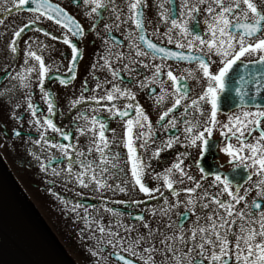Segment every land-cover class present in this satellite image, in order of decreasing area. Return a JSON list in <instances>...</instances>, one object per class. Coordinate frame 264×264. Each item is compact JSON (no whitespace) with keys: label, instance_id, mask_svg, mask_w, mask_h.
I'll use <instances>...</instances> for the list:
<instances>
[{"label":"flooded vegetation","instance_id":"flooded-vegetation-1","mask_svg":"<svg viewBox=\"0 0 264 264\" xmlns=\"http://www.w3.org/2000/svg\"><path fill=\"white\" fill-rule=\"evenodd\" d=\"M51 3H55L64 9L69 15H71L78 23H80L82 29L84 30V35L80 37H74L73 42L77 44L81 58L77 61V72L78 76L72 83L63 86L58 82V75L67 76L68 60L71 59V49L69 46L65 45L62 40L63 35H69L71 38V33L64 29L62 25H57L54 20H49L47 17H42L36 20L35 23H29L30 20H35L36 14L29 11L32 4L31 2H26L23 6L17 5L12 7L11 5L16 4V0H0V158L7 164L10 168H14L13 171L20 172L23 179L28 181L29 190L33 196H37L45 201L56 200L57 195L65 197L71 203L69 208L79 202L83 206L93 205L101 206L102 202L100 197L103 196L105 199L103 204L109 208L118 209L122 212L121 223L125 225H140V221L128 218V213L131 212L133 217L137 214L143 212L145 220L150 222L151 228L153 230L159 228L163 235L158 236L156 240H149L147 243H143L142 247H138L136 251L138 253H143L145 248L150 246L155 248L156 254L153 259L160 264V261H166L171 264L169 257L172 253H165L163 251V245L161 241L164 236H170L173 234L175 229H178L181 225L185 230H189L194 226H204L206 224V218L208 215L219 211L220 214H224L223 209H219V206L212 201V197L220 193V199L222 201H231V198L226 192H223L222 184H213L214 176L212 173L219 172L223 177H227L230 181V190L235 194V190L239 188V195H244L245 199L243 201L235 202V212H241L245 214V221L249 219L248 213L251 211L255 213L251 219L258 221L259 214L264 212V196H258L257 193L260 188L257 186L259 179H264V177L258 176L256 170L251 167H244L238 162L233 163L231 158L225 153L221 152V147L225 146L229 141L225 140L224 136L221 135V125L228 121V116H241L242 111H255L257 107L264 108V95L260 91H256V94L263 96L257 103L251 105H240L233 108L223 107L217 102V120L220 124L214 129L213 136L209 138L210 148L206 149L204 156H199L198 149L196 147H188L184 143V133L183 122H179L176 128H168L167 130H161L162 126L158 123L160 115L164 112L167 107L173 102L174 97L169 96L163 104H156L155 97L150 94L153 92V87L158 93L160 91L159 85L153 87L140 88L139 81L143 80L145 77H151L153 69L151 65L154 63H161L159 57L153 58L152 56H140L136 57L135 52L132 53V59L136 60L133 63L128 59L129 55V39L132 38L130 33L136 31L135 25L131 22V10L129 8L130 3L133 0H104L107 7L105 9H100L97 13H91L88 5L83 3V0H49ZM189 3H195L197 0H188ZM253 3L257 4L260 11L264 12V0H252ZM185 3V0H142V8L140 11L143 13V25L145 28V34L158 46L168 48L172 51H182L185 54L191 52L192 55H200L199 49L195 48L189 50L187 48H177L175 42L168 43L167 37L164 35L166 30L171 27V19L182 20L186 23L188 31L194 35H200L204 38H208V33L205 31L207 25L206 20L209 18L208 14L204 9L208 6L207 3L200 5V10L189 16L186 8L181 6ZM115 6V8H113ZM241 7H245L241 4ZM4 9H7L6 11ZM170 12V16H168ZM184 13L183 16L181 13ZM162 16H168V19H162ZM119 17V19H117ZM251 19V13L249 12V20ZM108 24L110 27L112 25H118V27H112L111 31L105 30L104 25ZM27 25L25 28L24 26ZM92 25H95V30H92ZM42 29V30H40ZM158 30V32H157ZM21 31V36L16 37L15 41L13 39L14 33ZM45 33H50L45 35ZM179 29H173L172 35L173 40L179 39ZM56 37V39H53ZM191 37H189L190 39ZM257 38H264V31L259 33L258 37L249 38L248 42H255ZM104 41H109L108 47L114 52H123L125 59L117 62L113 57L111 60L112 67L120 71L117 81H122L124 86H127L135 93V101H129L124 98H120L116 101L117 107L123 109L126 103H139L148 115L149 121L155 130V141L149 146L148 150L138 147V141L133 138L134 147H136L137 155L143 154V158L150 164V169L148 174L144 177L147 181L146 186L148 187H159L160 191L164 193V196L169 201L170 205H174L168 211L166 216H162L159 211L152 216L149 209L156 208L159 209L164 207V199L157 196L156 193H152L156 196V199H149L147 194L140 193L138 186L135 190L129 193L122 194L117 192H97L92 188H83L74 179H68L66 173H62L60 176H56L52 173V169L55 168L57 171L61 169H66L68 159L63 157L59 150L51 149L43 145H35L32 143L35 139H38L37 130L35 127L31 126L28 121L30 119V113L27 109L26 97L30 94L29 89L22 86L18 74L22 72L25 67H31L37 65L38 62L32 60L31 58H26L25 51L32 50L36 51L37 54L42 55L46 61V67H50V74L46 76L45 84L47 86L46 90H51L52 99L54 101L55 107L51 114L47 113V106L42 99L39 89L36 87L37 83V73H31L30 83L32 85L31 95L33 98V103L37 104L38 115L49 116L53 122L60 128L67 129L71 133L70 141H64L62 137L50 130L48 136L53 140H57L60 143H72L78 145L79 149L87 150L91 140L95 139L92 136L91 131L78 136L75 129L77 126L87 124L91 128V121H83L82 119H75L78 116L87 115L89 117L93 115L99 116V118L105 122L106 130L105 136L111 141L115 137V143L110 144V148L113 152H119L121 154L122 164L124 170L127 174L126 178L129 181V188L132 187V177H131V163L127 161V149L124 147V119L120 117L113 118L109 115L107 110L93 111L98 109L100 104H111L108 101H94L84 99L80 105L75 109L70 110V101L79 98L81 94L84 97L91 96L93 94L102 95V89H96L95 93L90 91L95 87L96 81L94 77H99L100 81L107 79L108 81H113L110 71L107 68L101 69L97 67L94 71L92 68L93 64L102 65L103 60L98 61V57L105 55V44ZM186 40H181V43H186ZM15 43L17 52L12 51V46ZM44 45L43 48L40 45ZM64 53L65 55H62ZM216 57H213V67L212 70L215 72L218 68V64L215 63ZM143 61L144 63H140ZM243 61V63H241ZM241 61L236 63V78L238 79L240 75H245V78L250 77L264 79V64L258 62V57L255 54L246 55L241 58ZM252 61H257L253 63ZM164 63L171 67L174 75L180 77L179 85L183 89L187 87L189 89L187 96L189 99H195L200 96L204 87L206 86V80L202 77L201 72H196L195 78H187L188 73L184 72V69H196V62L188 61H177L175 59L169 58L164 61ZM257 63V64H256ZM124 64H128V70L124 69ZM144 64H148L149 67H145ZM256 64L248 66L245 65ZM165 71V83L168 89L172 90L171 81L167 78ZM259 74V77H257ZM87 81L88 91L81 88V84ZM254 83V81H252ZM256 87L255 83L253 84ZM112 83L103 84V89H111ZM204 107V115L200 116V122L203 123L208 119L210 114L211 105L201 101ZM19 104L20 107L17 109L16 105ZM183 102L178 105V110H174L173 113L164 120V124H167L169 119L174 116L179 118L181 113L184 112ZM194 110L188 109L187 119L195 120L199 113L193 115ZM22 116V120H17L13 118V115ZM135 117V110L132 109L130 116L128 118ZM127 119V118H125ZM235 123V121H233ZM13 129H16L21 134L20 136L13 135ZM98 130V129H97ZM133 132H136V128H133ZM179 136L180 143L174 145L171 149H165L161 152L159 156L153 157L151 160L148 158L152 156V152L156 146H161L160 141L166 140L171 136ZM230 137V142L233 145H238V142L231 133H226ZM246 142L254 143L256 138L259 136V129L253 130L251 136L249 137L246 133ZM29 149L34 151L40 159L34 158ZM189 152L190 158L184 159V168L189 175H192L196 180H199L200 187H196L194 182H190L187 179L183 180V184H174L178 195L173 196L172 190L166 189L162 186V178L158 183L154 180L153 174L163 173L166 168H169L171 164L175 161L178 153ZM54 156L50 163L48 160L49 156ZM93 156L95 152L93 150ZM91 159V157H89ZM199 159L201 161L200 166L197 167L194 161ZM41 162L45 163V170H41L39 164ZM75 170H79V166H74ZM200 168L204 169V172H200ZM203 176V179H201ZM124 177L117 176L114 179L109 180V183L115 186L118 180H122ZM175 179H181L180 174H175ZM33 180V181H29ZM193 187L195 191L192 193H187L182 191V188ZM52 189V192L49 189ZM207 192L208 195L205 196L204 193ZM55 193L56 195H54ZM192 199L195 201V205H189L187 201ZM140 201L139 205L132 207L127 203H117L118 201ZM57 201V200H56ZM202 203H208L210 206L208 208H202ZM65 209L64 205L60 203ZM256 205H261L262 207H256ZM63 209V210H64ZM103 208H101V211ZM91 212V209H89ZM81 219L83 217V208L79 209ZM95 215V214H94ZM76 214L72 212H67L64 210L62 217L70 218L75 217ZM197 217H200L197 220ZM236 225L233 229L234 232H239L240 218L235 217ZM83 221V220H82ZM61 222V220H60ZM103 222L105 225L109 224V214L105 213L103 217ZM231 222V221H229ZM171 223L174 228L169 229L167 225ZM61 229H63L62 224ZM246 228L253 227V225H248L245 223ZM257 231H259L258 222L255 225ZM112 231L115 233L117 229L112 225ZM141 234H146L147 229L140 228ZM120 236L125 235L124 229H119ZM107 234V232H106ZM190 235V232L186 233ZM137 233L134 231L130 233V237H136ZM108 236V234H107ZM93 243L95 245L94 249H97V243L99 241V249L102 256L105 258L103 260L101 257H97L91 260L92 263L102 262L104 264H124L117 261L112 256L114 252L113 246L106 243L107 239H102L98 237V233L92 234ZM109 238V236H108ZM67 245L66 240L62 239ZM199 242V239L197 240ZM259 242V241H257ZM171 243V241H169ZM68 246V245H67ZM121 254L133 259L140 264H147L146 259H141V256H133L129 252L123 251V246L116 249ZM187 251V249H185ZM232 251L233 255L227 257L231 261V264H235V237H232ZM147 256L148 254H144ZM110 261V262H109Z\"/></svg>","mask_w":264,"mask_h":264},{"label":"snow or ice","instance_id":"snow-or-ice-1","mask_svg":"<svg viewBox=\"0 0 264 264\" xmlns=\"http://www.w3.org/2000/svg\"><path fill=\"white\" fill-rule=\"evenodd\" d=\"M27 0H16V4L11 5L16 7L17 5L23 6ZM85 5H88L91 13H97L100 9H105L107 4L104 0H83ZM207 3V7L204 11L208 14L206 20L205 31L209 34L208 38H204L200 35H192L187 28V25L182 20L171 19V27H169L164 35L167 37L168 43L175 42L177 48H187L189 50L198 48L200 55H192L191 52L185 54L182 51H172L168 48L160 47L157 43H154L145 34V28L143 25V13L140 11L142 8V0H133L130 3L129 8L131 10V22L135 25L136 31L130 33L132 36L129 39V55L133 63L137 61L132 59V53L135 52L136 57L140 56H152L153 58L159 57L161 63H154L151 65L153 69L151 77H145L139 81L140 88L153 87L159 85L160 91L157 93L153 87V92L150 94L155 97L156 104H163L164 101L169 97L173 96L174 100L167 109L161 113L158 123L161 124V130H167L168 128H176L179 122H183L184 128V143L188 147H196L198 149L199 156H204L206 149L210 148L209 138L213 136L214 129L220 122L217 120V98L220 92L225 89L226 76L229 70L233 68V65L237 61H241L242 57L246 55L255 54L258 57V62L264 64V38H257L255 42H248L249 38H255L259 36L261 31H264V12L260 11L257 4L253 3L252 0H197L195 3H189L185 0V3L181 6L187 9L189 16L200 10V5ZM34 7L29 9L30 12L36 14L35 20H30L29 23H35L36 20L42 17H47L49 20H54L57 25H62L64 29L71 33L69 35H63V43L71 49V59L68 60V75H58L57 79L60 85L66 86L73 82L78 76L77 72V61L81 58L80 50L76 43L73 42L74 37H80L84 35L80 23H78L71 15L64 11L59 5L49 2V0H32ZM243 4L245 7H241ZM115 8V6H113ZM5 11L7 9H4ZM249 12L251 13V19L249 20ZM183 12L181 15L183 16ZM170 12L168 16H170ZM168 16H162V19H168ZM119 19V17H117ZM25 28L27 25L24 26ZM92 30H95V25H92ZM112 27H118V25L108 24L104 25L106 31L110 32ZM179 29V39L173 40V29ZM42 30V29H40ZM158 32V30H157ZM50 33H45L49 35ZM21 36V31L14 33L13 39ZM189 37H191L189 39ZM56 39V37H53ZM181 40H186V43H181ZM109 41H104L105 44V55L98 57L99 60H103L102 65L93 64L92 68L95 71L97 67L101 69L107 68L113 81H100L99 77H94L96 81L95 87L90 89L95 93L96 89H102V95L93 94L88 97H84L83 94L79 98L71 100L70 110L75 109L84 99L94 101H108L111 104H100L98 109L93 111L107 110L110 116L113 118L120 117L124 119V147L127 149V161L131 163V177L132 187L129 188V181L127 180L126 172L124 167L121 166V154L119 152H113L110 148V144L115 143V137L113 140H109L105 136L106 124L102 121L99 116L93 115L91 117L83 115L76 117L75 119H82L83 121H91V128L87 124L77 126L75 129L78 136L84 135L91 131L92 136L95 139L91 140L87 150L79 149L78 145L72 143H60L57 140H53L48 136L49 130L52 133L62 137L64 141H70L71 133L67 129L58 127L49 116L38 115V105L33 103L31 95L32 85L30 83L31 73H37L36 87L39 89L42 99L47 106V113L51 114L54 110L55 104L52 99L51 90H46L45 84L46 76L50 74V67H46V61L42 55L37 54L36 51L28 50L25 51L24 55L26 58L38 62L37 65L31 67H25L22 72L18 74L22 86L29 89V95L25 98L27 101V111L30 113V119L28 123L35 127L38 134V139L32 141L35 145H43L51 149H57L61 155L68 159L66 169L53 168L52 173L56 176H60L62 173H66L68 179H74L83 188H92L97 192H119L122 194L129 193L136 189L140 193L147 194L149 199H156L152 193H156L157 196L164 199V207L159 209L152 208L148 211L151 212L152 216L155 217L157 212L162 216H166L168 211L174 205H170L164 193L160 191L159 187H148L146 186L147 181L144 177L148 174L150 164L143 158V154L137 155L136 147L133 144V138L138 141V147L148 150L149 146L155 141V130L149 121L148 115L145 114L144 109L139 103H126L124 108L117 107L116 101L120 98H124L129 101H135V93L123 85L122 81H117V77L120 75V71L112 67L111 60L113 57L117 62L125 59L123 52H114L108 47ZM41 48L44 45H40ZM12 51L17 52L15 43L12 46ZM62 55H65L62 53ZM213 57H216L219 66L214 72ZM172 58L177 61H188L196 62V69H184L183 71L188 73L187 78L199 79L195 76V73L201 72L202 77L206 80V86L204 87L203 93L195 99H189L187 93L189 89L184 87L183 89L179 85L180 77L174 75L173 70L170 66L164 63L165 60ZM253 63L257 61H252ZM140 63H144L140 61ZM243 63V61H241ZM145 67H149L148 64H144ZM129 65L124 64V69L128 70ZM167 68L166 76L171 81L172 90L170 91L165 83V71ZM259 77V74H257ZM253 78L246 79L245 75H240L236 81L237 86L235 87L236 93L240 96L241 101L244 100L245 91L252 83ZM112 83L111 89H103V84ZM256 91H260L261 87H264V79L255 78ZM81 88L88 91L87 81L81 84ZM204 101L211 105L210 114L207 120L203 123L200 122V116L204 115V107L200 103ZM183 102L184 112L181 113L179 118L173 117L164 124V120L173 113L174 110H178V105ZM19 104L16 105L18 109ZM194 110L193 115L199 113L195 120L187 119L188 109ZM135 110V117L128 118L131 110ZM241 116H228V121L221 125V135L224 136L225 140L229 142L221 147L220 151L225 153L231 158L233 163L238 162L240 165L248 168H254L256 173L260 177H264V108L257 107L255 111H242ZM14 119L22 120V116L13 115ZM127 118V119H125ZM235 121V123H233ZM136 128V132H133V128ZM98 129V130H97ZM259 129V136L256 138V142H246V133L251 136L253 130ZM226 133H231V136L236 139L238 145H233L230 142V137ZM20 132L13 129L14 136H20ZM180 143L179 136H171L166 140H161L160 145L154 148L152 156L148 159L151 160L153 157L159 156L165 149H171L175 144ZM93 150L95 155L93 156ZM30 154L36 158L40 157L31 149ZM190 153L185 151L178 153L175 161L169 168H166L163 173L153 174V179L158 183L162 178V186L166 189L172 190V195L177 196V190L174 184H183V180L187 179L190 182H194L196 187H200L199 180H196L192 175H189L184 168V159L190 158ZM91 157V159L89 158ZM55 159L54 156H49V163ZM201 161L199 159L194 161V164L199 167ZM78 165L79 170H75L74 166ZM41 170H45V163L39 164ZM201 173L204 172L203 168L199 169ZM179 173L181 179L176 180L175 174ZM214 176L213 184H222L223 192L231 198V201H222L220 199V193L212 197V201L219 206V209L224 210V214L216 212L210 214L206 218V224L204 226H194L189 230H185L183 225L178 229H175L173 234L170 236H164L161 241L163 245V251L165 253H172L169 257L171 264H231V261L227 259L233 255L232 251V237H235V264H264V212L259 214L258 221L251 219L255 215L253 212H249V219L245 221V214L243 211L235 212V204L232 201L239 202L245 199L244 195H239V188L235 190V194L230 190V181L227 177L221 176L219 172L212 173ZM117 176L124 177L122 180H118L115 186L109 183V180L114 179ZM203 179V176H201ZM257 186L260 191L257 193L258 196H264V179H259ZM52 192V189H49ZM182 191L192 193L195 191L193 187L182 188ZM56 195L55 193H53ZM208 195L207 192L204 193ZM65 207L67 212L76 214V219L80 220L81 216L79 209L83 208V222L86 227L91 228L95 225L97 231L103 236L106 232L109 239L106 241L107 244L112 245L114 252L120 261L124 264H133L131 260H126L123 255L120 254L119 249L123 246L124 252H129L133 256H141V259H146L147 264H157V261L153 259L156 254V249L153 247L145 248L143 253H138L136 249L142 247L143 243H147L149 240H156L158 236L163 235V232L157 228L153 230L150 222L145 220L143 212L133 217L131 212L128 213V218L140 221V225H125L121 223L122 212L115 208H109L103 204L104 197L101 196V206L87 205L86 207L76 202L71 208V203L65 197H56ZM117 203H127L132 207L139 205L140 201H118ZM189 205H195V201L189 199L187 201ZM208 203H202V208H208ZM256 207H262L256 205ZM101 208L103 210L101 211ZM91 209V212L89 211ZM109 214V224L105 225L103 222L104 214ZM95 214V215H94ZM240 218L239 232H234L233 229L236 225L235 217ZM200 217H197L199 220ZM231 221V222H229ZM117 229L115 233L112 231V225ZM258 222L259 231L256 230L255 225ZM253 225V227L246 228L244 225ZM147 229L146 234H141L140 228ZM123 228L125 235L120 236L119 229ZM167 228L173 229L174 226L169 223ZM136 232L137 235L134 238L130 237V233ZM190 232V235L186 233ZM199 239V242L197 240ZM171 241V243H169ZM259 241V242H257ZM99 243V242H98ZM187 249V251H185ZM95 254V253H93ZM144 254H148L145 256ZM160 264H168L166 261H160Z\"/></svg>","mask_w":264,"mask_h":264},{"label":"water","instance_id":"water-1","mask_svg":"<svg viewBox=\"0 0 264 264\" xmlns=\"http://www.w3.org/2000/svg\"><path fill=\"white\" fill-rule=\"evenodd\" d=\"M233 89L230 96L235 104ZM0 264H76L49 231L0 161Z\"/></svg>","mask_w":264,"mask_h":264},{"label":"rangeland","instance_id":"rangeland-1","mask_svg":"<svg viewBox=\"0 0 264 264\" xmlns=\"http://www.w3.org/2000/svg\"><path fill=\"white\" fill-rule=\"evenodd\" d=\"M29 181H33V180H29ZM23 189H24V187H23ZM25 192H26V190H25ZM31 192H34V191H31ZM29 198L31 199L34 207L39 212L40 216L43 218V220L46 222V224L49 226V228H50V230L52 232H54V230H55L58 233V227H56V226H58L57 224H59L58 222L61 219L60 224H62V226H63L65 231H62V230L59 231V235L58 236H59V238L66 240V243H67L68 248L70 249V251H73L75 248L78 249V252L74 251L75 252L74 254L77 257V260H79L78 259V253L85 254L88 250L91 251L93 249V244H92L93 237H92V234L95 235L96 232L95 231H90V229L88 227H86L84 223L81 222V220H83V219L77 220L76 216L75 217H70V218H67V219L62 217L65 209L60 204L58 199H56L58 201V203L55 202L58 205V207L53 204L52 206H49V208H48L46 206V202L45 201L43 202L37 196L33 197L32 195H30ZM54 208H58V210L55 211L57 213V215H59L57 223L55 221L57 216L53 217V215L51 213V210H50V209H54ZM52 224H53V227H52ZM97 233H98V237H102V239H107V240L109 239L106 233L103 236L98 231H97ZM99 242H103V241L101 240ZM99 245H100V243H97V247H98L97 250L99 249ZM100 257L103 260H105V258L103 256H100ZM82 262H88V261H86L85 256H83V261ZM105 262H106V260H105ZM82 264H84V263H82ZM86 264H88V263H86Z\"/></svg>","mask_w":264,"mask_h":264}]
</instances>
